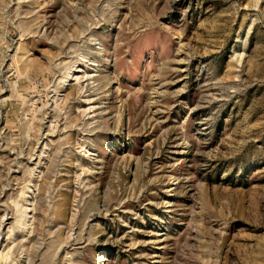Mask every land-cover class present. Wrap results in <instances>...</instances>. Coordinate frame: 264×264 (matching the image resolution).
<instances>
[{
	"label": "rangeland",
	"instance_id": "374dc122",
	"mask_svg": "<svg viewBox=\"0 0 264 264\" xmlns=\"http://www.w3.org/2000/svg\"><path fill=\"white\" fill-rule=\"evenodd\" d=\"M0 264H264V0H0Z\"/></svg>",
	"mask_w": 264,
	"mask_h": 264
}]
</instances>
